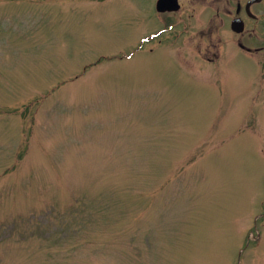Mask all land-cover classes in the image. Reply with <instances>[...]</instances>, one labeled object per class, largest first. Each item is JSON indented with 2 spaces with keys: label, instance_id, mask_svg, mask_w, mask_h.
<instances>
[{
  "label": "rangeland",
  "instance_id": "obj_1",
  "mask_svg": "<svg viewBox=\"0 0 264 264\" xmlns=\"http://www.w3.org/2000/svg\"><path fill=\"white\" fill-rule=\"evenodd\" d=\"M154 3L0 0V264H264L258 86Z\"/></svg>",
  "mask_w": 264,
  "mask_h": 264
},
{
  "label": "flooded vegetation",
  "instance_id": "obj_2",
  "mask_svg": "<svg viewBox=\"0 0 264 264\" xmlns=\"http://www.w3.org/2000/svg\"><path fill=\"white\" fill-rule=\"evenodd\" d=\"M157 2L150 10V39L158 36L168 45L164 57L221 61L228 71H245L250 90L258 86L249 101L263 103L264 123V0H177L174 10H159Z\"/></svg>",
  "mask_w": 264,
  "mask_h": 264
}]
</instances>
